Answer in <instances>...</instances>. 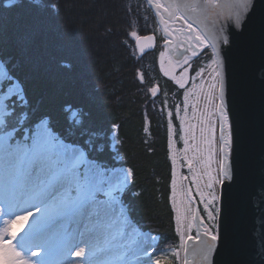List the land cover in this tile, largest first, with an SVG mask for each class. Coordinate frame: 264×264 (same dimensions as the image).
<instances>
[{
  "label": "snow or ice",
  "instance_id": "6c2138e0",
  "mask_svg": "<svg viewBox=\"0 0 264 264\" xmlns=\"http://www.w3.org/2000/svg\"><path fill=\"white\" fill-rule=\"evenodd\" d=\"M149 3L160 15L164 30L170 36L173 32L176 34L168 43L179 52L178 63H187L188 54L196 55L197 49H211L209 67H215H212L207 99L220 121L222 159L218 162L219 171L225 179L231 180L229 157L234 129L225 100L223 53L232 43L233 31H242L252 22L258 5L254 0H149ZM15 7V0H10L6 10ZM261 25L264 28V10ZM130 35L139 42L141 52L144 44H151L154 39L153 36L141 37L135 31ZM163 58L164 53H161V61ZM202 72L203 69L197 76ZM168 74L165 69V75ZM186 75L187 69L179 79L175 76L173 79L184 87ZM140 78L143 79L142 74ZM0 86L6 89L0 94V264H162L161 259L153 261L151 256L161 251L157 247V237L141 230L123 199L132 170L109 166L107 148L97 140L95 132L81 129L80 139L70 140L74 133H58L46 119L34 115L25 89L2 64ZM217 87L218 105L214 101ZM150 91L156 94L158 88L152 87ZM211 115L204 116L207 128L200 129L203 142L209 146V157L204 161L206 167L211 163L216 135ZM113 127L118 129L119 125ZM205 131L207 137L203 135ZM112 139L119 143L115 135ZM192 139H196L194 134ZM184 143L187 146V137ZM184 151L187 153L188 148ZM194 151L198 154L200 149L195 147ZM185 160L189 170L194 161L199 163L196 155H186ZM208 177L209 188L212 182L224 183L211 172ZM172 187L175 203V181ZM183 195L188 197V191ZM212 198L216 199L214 194ZM181 203L183 211L178 208L176 217L181 246L171 254L179 259L182 250L181 264H218L214 256L219 255V226L214 225L217 230L213 231L205 225L190 208V197L187 204L183 200ZM205 210L210 219H216L207 203ZM30 218L31 227L17 239ZM194 227L195 236L191 235ZM73 255L83 259L72 261Z\"/></svg>",
  "mask_w": 264,
  "mask_h": 264
},
{
  "label": "trees",
  "instance_id": "16d2710c",
  "mask_svg": "<svg viewBox=\"0 0 264 264\" xmlns=\"http://www.w3.org/2000/svg\"><path fill=\"white\" fill-rule=\"evenodd\" d=\"M9 2L0 0V62L25 89L30 109L54 131L74 133L70 140L81 129L95 132L109 166L132 170L123 199L141 230L157 237L161 251L152 260L178 264L168 141L170 124L180 133L175 111L185 88L161 72L152 9L145 0H15L6 10ZM133 31L155 34L154 51L139 55ZM211 58L209 48L192 57L190 76L208 69ZM198 208L216 231V219Z\"/></svg>",
  "mask_w": 264,
  "mask_h": 264
},
{
  "label": "water",
  "instance_id": "95a60500",
  "mask_svg": "<svg viewBox=\"0 0 264 264\" xmlns=\"http://www.w3.org/2000/svg\"><path fill=\"white\" fill-rule=\"evenodd\" d=\"M146 1L166 32L154 5ZM254 2L258 7L252 22L242 31H233L232 43L223 53L225 100L234 130L229 157L232 179L223 177L217 199L221 242L214 261L218 264H264V2ZM144 36L154 39L144 44L143 52L135 40L141 56L154 51L157 45L154 34L141 37ZM156 87L158 91L153 96L160 92ZM194 213L200 216L197 206Z\"/></svg>",
  "mask_w": 264,
  "mask_h": 264
},
{
  "label": "rangeland",
  "instance_id": "374dc122",
  "mask_svg": "<svg viewBox=\"0 0 264 264\" xmlns=\"http://www.w3.org/2000/svg\"><path fill=\"white\" fill-rule=\"evenodd\" d=\"M142 36V35H139ZM176 34L173 36L172 40L175 39ZM134 38V42H135ZM171 41L166 38V36H162V42L159 44V48L157 51V58L160 65L161 72L163 76L170 78L174 82L176 79H173L175 76L179 79L182 74L184 73L185 69H187V75L185 77V84L184 87V95L182 98V103L176 108V116L180 123V133L178 135L175 134V130L172 124L169 125V141H168V148H169V158L172 166L171 170V181H170V194H169V203L173 211V222H174V230L178 237L177 242V249L178 250L181 246V236L178 235L177 232L181 235L180 231H177L178 225L176 221L177 217V209L180 208L183 211V204L181 203L182 200L185 204L188 203V199L190 197V208L194 211L197 204H200L202 210L205 214V219L208 221H213L209 218L208 211L205 210V204H208V209L213 212V214L217 215V198L219 195V187L220 184L212 182V187H207L209 183L208 172H211L213 177H219L223 179L222 173L219 171V161L221 160V141L219 139V119L218 114L216 113L215 108L213 105L208 104V90L209 86L212 83V67H209L206 70H203L201 75L197 76V73L190 76V68H189V61L193 55L189 53V60L187 63H178L179 59V52H176L174 47L171 46L168 42ZM202 49H197L196 53L198 54L201 52ZM161 53H164L163 61H161ZM196 54V55H197ZM163 63V67H162ZM0 64H2L0 62ZM3 65V64H2ZM4 66V65H3ZM165 69L168 70L169 74L165 75ZM177 83V82H176ZM178 84V83H177ZM179 85V84H178ZM180 86V85H179ZM156 87V86H155ZM181 87V86H180ZM2 86H0V94L3 93ZM150 94L152 95L151 91ZM187 96V99L185 97ZM214 101L215 104L218 105V96H217V89L214 91ZM211 113L210 122L214 123L216 126V135L215 141L212 145L213 151L211 155V163L207 167L204 164V161L209 157V146L205 144L202 140L201 136V127L207 128V124L204 123V116ZM183 118V119H182ZM192 126H195L194 128ZM185 128L188 129L185 132ZM195 135L196 139H192V135ZM204 137H207V131L204 132ZM188 138L187 146L184 143V138ZM185 147L188 148L187 153H185ZM198 147L200 152L198 154L195 153L194 148ZM192 157L196 155V161L193 162L192 169L189 170L187 162L185 160V156ZM174 158V159H173ZM173 181L176 182V196H175V203L173 202ZM199 189V191L197 190ZM188 191L189 196L185 197L183 193ZM203 193V196H201ZM212 194L215 195L216 199L213 200ZM31 219L29 220L28 224L24 226V230L18 234L17 239L23 236L31 227ZM182 231V229H181ZM151 235V234H150ZM191 235H194V228L191 231ZM153 236V235H152ZM151 252V249H149ZM43 255V252L40 253ZM146 258V257H145ZM144 258V259H145ZM72 261H80L82 257H71ZM178 262V260H177ZM179 263V262H178Z\"/></svg>",
  "mask_w": 264,
  "mask_h": 264
},
{
  "label": "flooded vegetation",
  "instance_id": "af4514ba",
  "mask_svg": "<svg viewBox=\"0 0 264 264\" xmlns=\"http://www.w3.org/2000/svg\"><path fill=\"white\" fill-rule=\"evenodd\" d=\"M154 17H155V21H156V23H157V26L160 28L161 36L164 35V36H166L167 39L172 40V38H173V36L175 35V33L173 32L172 35L170 36V35L168 34V32H164L163 29H162V27H161V23L159 22V20H158V18H157V15L154 14ZM158 24H159V25H158ZM163 32L166 33V34H163ZM161 36H160V37H161Z\"/></svg>",
  "mask_w": 264,
  "mask_h": 264
},
{
  "label": "bare ground",
  "instance_id": "6f19581e",
  "mask_svg": "<svg viewBox=\"0 0 264 264\" xmlns=\"http://www.w3.org/2000/svg\"><path fill=\"white\" fill-rule=\"evenodd\" d=\"M177 233H178L179 236H181V235L179 234V232H177ZM179 249H180V248H179ZM182 259H183V251L181 250V256H180L179 259H177L178 262H179V264H181Z\"/></svg>",
  "mask_w": 264,
  "mask_h": 264
}]
</instances>
